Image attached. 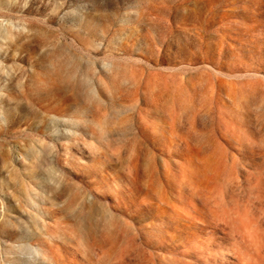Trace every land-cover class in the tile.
<instances>
[{"label": "rangeland", "instance_id": "rangeland-1", "mask_svg": "<svg viewBox=\"0 0 264 264\" xmlns=\"http://www.w3.org/2000/svg\"><path fill=\"white\" fill-rule=\"evenodd\" d=\"M0 264H264V0H0Z\"/></svg>", "mask_w": 264, "mask_h": 264}]
</instances>
